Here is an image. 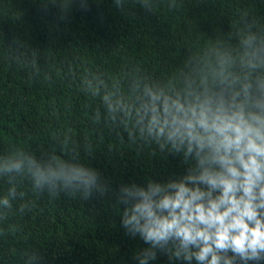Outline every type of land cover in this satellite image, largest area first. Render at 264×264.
<instances>
[{
    "label": "clouds",
    "instance_id": "obj_1",
    "mask_svg": "<svg viewBox=\"0 0 264 264\" xmlns=\"http://www.w3.org/2000/svg\"><path fill=\"white\" fill-rule=\"evenodd\" d=\"M69 0H59L66 9ZM264 2V0H261ZM123 0H115L121 7ZM151 11V0H139ZM169 9L177 0H167ZM12 62L35 67V53L19 40L7 45ZM81 90L98 98L95 124L123 128L127 140L151 156L178 160L181 171L143 183H122L113 191L101 172L82 161L93 155L85 137L79 144L68 132L58 136L59 155H40L14 147L0 155V221L26 193L49 199L61 195L87 201L112 193L120 225L146 245L134 252L135 264H264V23L241 10L225 33L189 51L167 79H154L134 67L106 79L89 72ZM31 202L21 204L23 213ZM14 226L0 227V236ZM18 231V229H16ZM22 264H43L38 248H25Z\"/></svg>",
    "mask_w": 264,
    "mask_h": 264
},
{
    "label": "trees",
    "instance_id": "obj_2",
    "mask_svg": "<svg viewBox=\"0 0 264 264\" xmlns=\"http://www.w3.org/2000/svg\"><path fill=\"white\" fill-rule=\"evenodd\" d=\"M241 10L264 23L261 0H177L175 9L167 0H151V11L139 0H123L121 7L115 0H69L66 9L59 0H0V155L14 147L64 155L57 140L68 132L78 144L85 137L92 142L93 155L81 152V159L113 191L178 173L177 158L151 156L149 147L130 143L123 128L95 124L92 114L102 107L81 90L80 79L85 69L110 80L134 67L167 79L207 36L229 31ZM14 40L35 53V67L9 59L7 45ZM18 186L26 195L0 221V227L14 226L0 236V264H22L25 248H38L43 264H135L134 252L146 246L121 227L116 207L122 205L111 192L87 201L49 199L26 180ZM7 187L0 179V194ZM26 201L31 207L16 211ZM155 264H167L166 257Z\"/></svg>",
    "mask_w": 264,
    "mask_h": 264
}]
</instances>
